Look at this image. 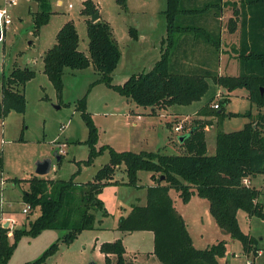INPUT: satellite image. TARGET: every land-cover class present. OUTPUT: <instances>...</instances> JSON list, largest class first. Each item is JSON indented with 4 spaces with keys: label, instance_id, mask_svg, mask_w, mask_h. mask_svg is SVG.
<instances>
[{
    "label": "trees",
    "instance_id": "obj_1",
    "mask_svg": "<svg viewBox=\"0 0 264 264\" xmlns=\"http://www.w3.org/2000/svg\"><path fill=\"white\" fill-rule=\"evenodd\" d=\"M39 8L35 14V34L46 23L51 13L50 0H36ZM127 8V0H117ZM82 13L87 15V33L89 54L79 48L80 35L73 19L63 23L57 32L56 42L48 48L43 57L44 71L53 81L59 95L64 88L63 76L67 67L83 70L91 65L99 73L94 82H103L143 107H169L190 105L200 101L211 88L210 81L216 86L210 98L201 108L206 116L217 117L218 127L226 117L239 116L240 113L226 112L229 97L219 100V107L211 103L218 95L219 87L229 92L246 88L248 99L259 109L264 108V0H240L233 2L234 12L240 24V41L237 57L241 65L238 75L219 74L211 68L183 66L174 57L179 38L177 34L192 28L178 23L183 12L193 14L211 11L219 12L222 0H167L164 10L167 18V45L154 66L144 72L134 73L122 84L113 82V73L121 59V47L115 37L111 22L102 17L93 21L90 15L100 11L94 0H84ZM216 5V6H213ZM216 7V10L211 7ZM208 7V8H207ZM215 12V13H216ZM229 19L231 30H235ZM197 35L206 38L214 53H220L221 33L211 31L206 26H193ZM133 37H138L137 28L132 27ZM181 68L183 71L174 70ZM34 69L15 66L2 79L0 100V120L12 111L25 113L27 98L25 87L35 76ZM78 108L89 127L88 143L92 146L88 163L105 149L110 151V161L96 173L94 181L82 185L75 182V174L69 180L34 176L29 179V189L24 191L23 201L33 209H39L38 217L30 222L29 228L17 229L15 241L9 242V228H0V264H7L19 239L24 235L36 236L45 229L69 228L64 241L70 243L77 234L96 226L95 208L104 210V201L100 194L111 183H124L138 186L139 172L152 173L155 180L147 190V203L133 205L128 215L119 219L118 230L123 233L134 231H152L154 234L153 253L158 264H221L227 246L224 240L207 248H197L188 230L186 221L177 210L171 190L179 192L183 202H189L193 195L206 198L209 209L220 228L226 230L233 239L241 241L246 253L257 256L264 245L260 239L244 232L238 213L245 211L249 216L264 220V206L257 199L261 189L255 185H246L244 179L264 176V114L253 116L248 111L244 116L250 120L243 128L234 131L219 129L216 135V151L208 154L207 130L212 120L201 121L183 134L184 152L166 154L155 151L133 150L118 151L113 146L104 145L100 150L94 148L98 129L86 110V97L79 100ZM62 157V155H60ZM4 162V153L0 147V165ZM123 170L127 180L118 181L116 174ZM162 177H164L162 179ZM81 189L77 195L75 190ZM74 191V196L73 192ZM77 201V207H73ZM80 214V221H72V216ZM107 212L104 211V215ZM58 248L53 243L33 264H44L46 258ZM101 251L105 254L106 264H137L126 256V247L122 239L104 242Z\"/></svg>",
    "mask_w": 264,
    "mask_h": 264
},
{
    "label": "rangeland",
    "instance_id": "obj_2",
    "mask_svg": "<svg viewBox=\"0 0 264 264\" xmlns=\"http://www.w3.org/2000/svg\"><path fill=\"white\" fill-rule=\"evenodd\" d=\"M83 1L63 0V3L58 5V0H50V9L56 11H53L49 20L41 25L39 35L34 32V12L39 7L38 1L16 0L9 6L13 21L6 26L5 33L0 39V100L2 79L16 65L32 68L36 72L25 87L26 112L12 111L6 118L0 120V147L4 153V162L2 166L0 165V228H9L8 237L11 244L15 241L14 232L17 229L29 228L30 222L39 215V209L36 208H31L28 213L23 212L28 205L23 201V194L29 189V179L40 176L36 172L39 161L52 160L50 173L40 177L69 180L75 174L74 180L78 185L94 181L99 169L110 161V151L105 149L103 153L95 156L92 162H87L92 146L87 142L89 127L78 108L81 98L86 97V110L98 129L97 142L94 144L97 151L104 145H110L118 151L160 150L161 153L167 154L184 152L181 146L180 149L175 150L170 140L176 139L178 146L180 140L177 139L189 132L194 125L201 121L212 120L213 126L208 125L211 130L207 134V142L208 154H213L216 150V135L219 129L229 132L243 128L250 120L244 116L248 111H252L254 117L258 113L264 114V108H257L248 99L246 88L229 92L220 87L223 91L218 93L211 105L214 107L220 99L227 96L230 101L226 104L225 111L241 115L226 117L219 127L217 117L204 115V118H197L203 115L201 112L192 111L188 119L184 120V116L174 118L169 116V113L174 111L173 108L166 107L168 108L166 111L158 107L159 114L151 116L148 113L152 111V107L138 105L103 82L94 83L100 75L93 65L83 70L67 67L63 76L64 88L59 95L53 81L44 71L42 54L56 41L55 29L59 21L67 18H74L80 35L79 48L89 54L87 15L82 13ZM94 1L100 7L103 17L109 19L114 26L124 53L126 42L131 40L130 36L133 37L132 27L139 28L146 35L134 42H145L151 48L150 51L148 45L142 46L139 57L134 58L132 62L124 55L119 67L113 73V82L122 84L132 74L150 70L155 60H158L160 50L162 54L167 45L165 39L161 42L164 32L161 26L166 21L161 9L166 6L167 0H127V8L121 6L117 0ZM238 1L240 0H226V10H231L233 2ZM4 3L5 0H0V4ZM213 6L211 9L216 10ZM190 16L194 21H199L202 15ZM181 18L183 16H179L178 23L183 24ZM228 23L226 20L227 29L220 48L224 62L220 64L217 60L209 67L219 74L238 75L241 72L237 57L239 43L237 34L231 30ZM155 29L157 30L153 32ZM151 43H155L156 46L152 47ZM174 70L185 72L180 67ZM210 84V91L200 101L191 106L176 107L190 111L198 104H205L216 88L212 81ZM139 112L145 114L141 120L138 118ZM176 126H181L182 129L176 131ZM139 139H149V142ZM58 151L61 152V158H58ZM150 175L148 171H140L138 186L122 182L107 185L100 195L104 201V210L95 208L90 211L96 214L95 228L79 232L70 243L64 241V237L70 231L69 228L45 229L36 236L24 235L19 239L7 264H33L55 242H58V248L46 258L44 264H106L101 245L123 236L118 230L122 213L128 215L133 205L147 203V190L145 186L140 187L139 184L150 182ZM116 179L127 180V175L123 170H119ZM262 179L264 176L259 175L257 180L262 181ZM72 193L74 196V191ZM75 193L77 195L81 193L80 187ZM171 196L177 210L185 217L197 248H205L210 242L212 244L224 240L227 251L226 257L221 259V264H247V260H254V264H264V253L256 257L254 253L248 255L241 241L233 239L217 224L214 228L212 223H215V219L206 198L195 195L190 202H183L179 192L174 189L171 190ZM77 204V201H74L72 205L77 207ZM104 211L107 212L106 215ZM238 217L244 232H250L260 240L264 238L263 219L252 216L249 220L248 214L243 210L239 211ZM74 220L80 221V214L77 212L72 216V221ZM205 230L210 235L205 234L203 238L201 234ZM216 231L219 233L215 234ZM124 239L128 249L126 256L131 254L130 252L137 251L145 255L144 258L139 259L138 264L146 262V256L154 247L153 232L134 231ZM260 242L263 246L264 240Z\"/></svg>",
    "mask_w": 264,
    "mask_h": 264
},
{
    "label": "crops",
    "instance_id": "obj_3",
    "mask_svg": "<svg viewBox=\"0 0 264 264\" xmlns=\"http://www.w3.org/2000/svg\"><path fill=\"white\" fill-rule=\"evenodd\" d=\"M189 1H191V2H194V0H189ZM58 5H61L62 3H63V0H58ZM225 3H226V0H222V8H221V10L219 11V12H216V11H211V13L209 14V16H204V14H208V12H200V13H198V14H200V15H202L201 16V18H200V20L199 21H194L193 19H192V17L190 16L191 14H193V12L192 11H185V12H183V14H182V16H183V18H181L183 21H184V25H187V26H192V28H190V29H186L185 31H181L179 34H178V38H179V42H178V45H177V47L178 48H176V51H174V57L176 58V60H177V63L178 64H181V65H183V66H192V67H199L198 69H200V68H210L209 66L212 64V63H214L215 61H219V63L220 64H223V55L221 54V53H214L212 50H211V44L210 43H208V42H206V38L205 37H203V36H201V35H197V34H195L197 31H193V26H206L207 28H209V30H211V31H216V32H220L221 33V46L223 45V42H224V38H225V31H226V29H227V25H225V23H226V20H228V22H229V19L230 18H232L233 19V21H232V23L234 24V26H235V30H234V33H236L237 34V38H238V43H239V41H240V24H239V21H238V19H237V15L235 14V12H234V8L232 7V9L231 10H226V7H225ZM71 4V3H70ZM69 4V6H71ZM0 5H2V4H0ZM166 5H167V1H166ZM99 7V6H98ZM39 8V7H38ZM165 8H166V6L164 7V8H162L161 10H162V12H163V15L165 16V23H163L162 24V26H161V29H163L164 30V32L162 33V38H161V42H163L164 41V39L166 38V36L168 35V33H167V18H166V14H165V12H164V10H165ZM99 9H100V7H99ZM36 11H37V9H36ZM53 11H56V9H53ZM34 12V11H33ZM216 12V13H215ZM100 13L102 14V17H103V13L101 12V10H100ZM162 15V14H161ZM181 16V17H182ZM87 18V17H86ZM103 18H105V17H103ZM226 18V20H224ZM21 19V18H20ZM69 19H73L74 20V18H67V19H64L63 21L62 20H60L59 21V25H58V27H56V29H55V38H56V36H57V32H58V30L60 29V27L63 25V23L64 22H66L67 20H69ZM105 19H107V18H105ZM107 20H109V19H107ZM75 21V20H74ZM110 21V20H109ZM76 23V22H75ZM77 26V25H76ZM113 26V25H112ZM157 27V26H156ZM113 29H115L114 28V26H113ZM138 29V37H132V36H130L131 38H129V39H131V40H129V41H127L126 43V52L124 53V51H123V48L121 47V44H120V41H119V39H118V37H117V35L115 34V30H114V34H115V37L117 38V40H118V42H119V44H120V47H121V52H122V55H121V59H120V62H119V64H118V66H117V68L119 67V65H120V63L122 62V59H123V57H124V55H125V58H127L128 59V61H133V59L135 58V59H137L138 57H139V55H140V48H142V46H147L148 45V47H149V44H145V42H141V41H139L138 43L137 42H134V40L136 41V40H139V37H142V38H144L146 35H144L143 34V32L142 31H140L139 30V28H137ZM157 29H155L153 32H155ZM192 33H194L195 35H193ZM40 34V33H39ZM39 34H37V35H39ZM56 40H57V38H56ZM56 42V41H55ZM54 42V43H55ZM151 45H152V47L154 46H156V44L155 43H151ZM49 48V47H48ZM48 48H47V50H48ZM150 48V47H149ZM47 50H45L44 51V53L42 54V59H43V57H44V55H45V52L47 51ZM150 51H151V48H150ZM160 56H161V50H160V54H159V58H160ZM159 58H158V60H159ZM155 61H157V60H155ZM89 68V67H88ZM117 68H116V70H117ZM87 69V68H86ZM115 72V71H114ZM127 79V78H126ZM125 81V80H124ZM217 91H218V93H220V92H222L223 90L219 87L218 89H217ZM247 95H248V93H247ZM197 102V101H196ZM196 102H194V103H196ZM193 104V103H192ZM192 104H190V105H188V106H191ZM205 104H203V105H201V104H198L197 106H195L192 110H186V109H181V107H176L177 105H173V106H170V107H168L169 109H172L173 108V110L174 111H172V112H170L169 114V116H171V118H174V117H177V116H184V120H186V119H188V117H189V115H190V113L193 111L194 113H199L200 111H201V108L204 106ZM168 108H166V107H162L161 109H165L166 111L168 110ZM258 108V107H257ZM152 109V111L151 112H149L148 114L149 115H151V116H154V115H158L159 114V109H155V108H151ZM144 113H142V112H139L138 113V118L141 120V119H143L144 118ZM197 118H204V115H202V116H198ZM247 123V122H246ZM211 126H213V125H211ZM206 130H207V133H206V135L208 134V132L211 130L210 129V127L209 126H207L206 127ZM145 138V137H144ZM139 140H142V141H144V142H149V139H139ZM178 141H179V139H177ZM170 143L173 145V146H175L174 147V149L176 150V148H179V146H181V149H183L184 150V148L182 147V142H180L179 141V144H178V146L176 145L177 143H176V139H171L170 140ZM208 143V142H207ZM164 149H166V148H164ZM180 149V148H179ZM147 151H152V150H147ZM216 151V150H215ZM155 152H160V150L159 151H155ZM58 153L60 154L61 152L60 151H58ZM179 153H182V152H179ZM167 154V153H166ZM175 154V153H174ZM61 155V154H60ZM151 173V172H150ZM151 181H153V183L150 181V182H148V183H146V184H144V185H140L139 184V186L140 187H142V186H145V188H146V190H148V187L150 186V185H153L154 183H155V180L152 178V173H151ZM258 179V177H256V178H254V179H249L250 180V183H251V185H255L256 187H258V188H260L262 191H261V194H260V196H259V198L257 199L259 202H261L262 204H263V206H264V179H262V181H258L257 180ZM139 181H140V179H139ZM105 189V188H104ZM104 191V190H103ZM103 193V192H102ZM101 193V194H102ZM100 194V195H101ZM195 195H193L192 196V198H191V200L193 199V197H194ZM190 200V201H191ZM189 201V202H190ZM145 204H146V202H145ZM145 204H141V205H145ZM140 205V204H139ZM239 214V213H238ZM124 214L122 213V215L121 216H123ZM182 216H183V214H182ZM184 217V216H183ZM248 217H249V220L252 218V216H249L248 215ZM184 219H185V217H184ZM185 221H186V219H185ZM186 224H187V221H186ZM213 224V226H214V228H215V226H216V221H215V223H212ZM218 225V224H217ZM187 227H188V224H187ZM188 230H189V232H190V234H191V236H192V239H193V242H194V238H193V235H192V233H191V231H190V229H189V227H188ZM218 230V229H217ZM222 230V229H221ZM152 232V231H151ZM208 231L207 230H205L201 235L203 236V238H204V236H205V234H207V236H209L210 235V233H207ZM134 232H130V233H123L122 232V237H120V239H122L123 240V242H124V245H125V247H126V251H128V249H127V246H126V244H125V237H126V235H128V234H133ZM217 233H219V231H216L215 232V234H217ZM248 234H250V235H252L250 232L248 233ZM125 236V237H124ZM252 236H254V235H252ZM256 237V236H255ZM216 239H219V238H216ZM261 240H264V238H261ZM213 241V240H212ZM219 241H222V240H219ZM218 241V242H219ZM218 242H212V244H211V242H210V244L208 243V245L205 247V248H207V247H209V246H211V245H213V244H215V243H218ZM153 243H154V234H153ZM260 244H262L261 242H260ZM226 246H227V244H226ZM201 249H203V248H201ZM153 250H154V247H153V249L151 250V251H149V254L146 256V262H143V264H158L157 263V259H156V257H155V255H154V253H153ZM127 253V252H126ZM131 254H128L127 256L128 257H131V258H133V260L138 264V261H139V259L140 258H144V254L143 253H140V252H137V251H134V252H130ZM251 253H253V252H250V253H247L248 255H250ZM264 253V251L263 250H260L259 252H258V254H257V256H260L261 254H263ZM225 257H226V255H225ZM254 257H256V256H254ZM254 259V258H253ZM253 262H254V260H253ZM255 263V262H254ZM253 263V264H254ZM140 264V263H139Z\"/></svg>",
    "mask_w": 264,
    "mask_h": 264
},
{
    "label": "built area",
    "instance_id": "obj_4",
    "mask_svg": "<svg viewBox=\"0 0 264 264\" xmlns=\"http://www.w3.org/2000/svg\"><path fill=\"white\" fill-rule=\"evenodd\" d=\"M15 2H16V0H5V3L0 5V28L3 30V35L5 33L6 26H8L13 21V17H12L11 11L9 9V6H10V4L15 3ZM70 5H72V4H70ZM214 107L218 108L219 104L216 103L214 105ZM181 129H182L181 126L175 127L176 131H180ZM244 183L246 185L251 184L249 178L244 179ZM30 209H31V206L28 204L26 206V208L23 209V212L28 213ZM247 264H253V261L247 260Z\"/></svg>",
    "mask_w": 264,
    "mask_h": 264
},
{
    "label": "water",
    "instance_id": "obj_5",
    "mask_svg": "<svg viewBox=\"0 0 264 264\" xmlns=\"http://www.w3.org/2000/svg\"><path fill=\"white\" fill-rule=\"evenodd\" d=\"M100 17V11L93 12L91 14V20L95 21ZM3 37V30L0 28V39ZM264 91V89H263ZM184 136L180 137V142H183ZM58 158H61L60 154L57 152ZM52 168V160L51 159H44L37 163V174L40 176H45L50 173ZM164 177H162L163 179Z\"/></svg>",
    "mask_w": 264,
    "mask_h": 264
}]
</instances>
